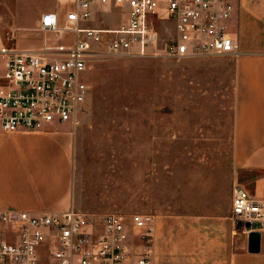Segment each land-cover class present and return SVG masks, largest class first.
<instances>
[{
	"label": "crops",
	"instance_id": "0c3cea01",
	"mask_svg": "<svg viewBox=\"0 0 264 264\" xmlns=\"http://www.w3.org/2000/svg\"><path fill=\"white\" fill-rule=\"evenodd\" d=\"M236 7L237 3L233 18H237L235 39L239 53L227 55L233 81L227 174L230 196L223 206L214 207L215 166L208 164L200 176L202 183H207L206 190L191 199L198 203L192 211L167 212L162 200L167 198V163L163 178L160 170L157 179L145 161L144 207L136 202L134 180L128 185L127 198L121 200L119 170L97 168L91 172L79 155L89 123L83 113L75 123L54 122L41 130L0 131V212L55 215L73 208L92 218L111 213L128 217L130 209H139L143 211L139 214L152 218L149 264H264V229L258 232L259 251L249 253L246 236L237 229L230 212L233 186L264 201V27L252 28L249 9ZM71 9L72 4L63 0H0V41L19 50L34 51L44 38L55 37L39 31L41 14L56 12L63 25L65 13ZM122 22L117 20L103 27L87 22L83 27L111 29ZM152 175L156 178L154 190ZM157 192L160 199L152 202ZM8 232L9 227L0 223V239L7 238ZM132 233L127 249L134 255L140 246Z\"/></svg>",
	"mask_w": 264,
	"mask_h": 264
},
{
	"label": "built area",
	"instance_id": "2783aa9c",
	"mask_svg": "<svg viewBox=\"0 0 264 264\" xmlns=\"http://www.w3.org/2000/svg\"><path fill=\"white\" fill-rule=\"evenodd\" d=\"M72 4L60 25L56 12L38 20L44 38L34 51L0 41V131L41 130L76 122L84 111L88 86L83 81L92 48L103 42L111 54L176 58L236 55L231 23L236 0H63ZM108 3L125 14L116 28L79 26L89 4ZM167 21L169 39L160 42L156 21ZM62 34L61 37H56ZM231 219L246 236L264 229V201L244 189H231ZM9 236L0 239V264H149L152 218L148 214H104L98 218L69 208L60 214L0 212ZM248 224V226H245ZM254 224V226H251ZM140 246L127 249L129 233Z\"/></svg>",
	"mask_w": 264,
	"mask_h": 264
},
{
	"label": "rangeland",
	"instance_id": "374dc122",
	"mask_svg": "<svg viewBox=\"0 0 264 264\" xmlns=\"http://www.w3.org/2000/svg\"><path fill=\"white\" fill-rule=\"evenodd\" d=\"M236 3L249 9L252 28L264 27V0ZM110 6L91 2L88 19L79 25L89 22L103 27L125 21V15ZM236 20L234 16L230 30L238 38ZM155 27L158 46H162L172 34L171 26L164 20L156 21ZM91 52L82 77L88 93L80 113L89 117L79 152L87 169H118L121 200L127 198L128 185L134 180L136 202L144 207L145 161L157 179L160 170L163 178L167 163V198L162 200L168 213H178L197 207L191 199L206 190L207 183L200 179L205 173L202 170L206 164L213 165L214 207L223 206L230 196L227 174L233 81L229 56H125L108 53L103 42ZM155 180L152 175L153 190ZM158 194L152 196V202L160 199ZM130 213L143 211L130 209Z\"/></svg>",
	"mask_w": 264,
	"mask_h": 264
},
{
	"label": "water",
	"instance_id": "95a60500",
	"mask_svg": "<svg viewBox=\"0 0 264 264\" xmlns=\"http://www.w3.org/2000/svg\"><path fill=\"white\" fill-rule=\"evenodd\" d=\"M248 226V224H245ZM254 226V224H251ZM259 233L257 231H250L246 235V249L249 253H256L259 251Z\"/></svg>",
	"mask_w": 264,
	"mask_h": 264
}]
</instances>
